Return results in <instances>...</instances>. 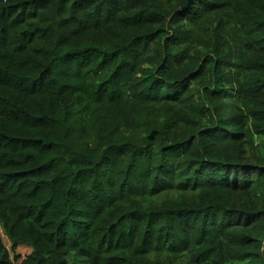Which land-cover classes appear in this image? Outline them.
<instances>
[{
	"label": "trees",
	"instance_id": "obj_1",
	"mask_svg": "<svg viewBox=\"0 0 264 264\" xmlns=\"http://www.w3.org/2000/svg\"><path fill=\"white\" fill-rule=\"evenodd\" d=\"M0 227V264H264V0H0Z\"/></svg>",
	"mask_w": 264,
	"mask_h": 264
},
{
	"label": "rangeland",
	"instance_id": "obj_2",
	"mask_svg": "<svg viewBox=\"0 0 264 264\" xmlns=\"http://www.w3.org/2000/svg\"><path fill=\"white\" fill-rule=\"evenodd\" d=\"M0 235L2 237L4 244L8 248H10V242L7 239V237L5 236V234L3 233L1 227H0ZM30 251H31V248L29 246H26V245L18 246L15 252L11 251L10 254H11V257L13 258V264H19L20 260L22 258H24L28 253H30ZM15 256H18V259L14 258ZM68 258L72 264H84V259L81 258L80 256L70 254V255H68Z\"/></svg>",
	"mask_w": 264,
	"mask_h": 264
}]
</instances>
